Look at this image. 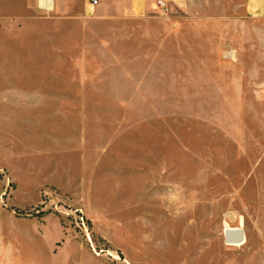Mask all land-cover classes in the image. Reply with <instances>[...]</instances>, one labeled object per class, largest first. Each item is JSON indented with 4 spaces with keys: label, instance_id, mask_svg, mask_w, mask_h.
<instances>
[{
    "label": "rangeland",
    "instance_id": "obj_1",
    "mask_svg": "<svg viewBox=\"0 0 264 264\" xmlns=\"http://www.w3.org/2000/svg\"><path fill=\"white\" fill-rule=\"evenodd\" d=\"M43 1L0 0V264H264V17Z\"/></svg>",
    "mask_w": 264,
    "mask_h": 264
},
{
    "label": "crops",
    "instance_id": "obj_2",
    "mask_svg": "<svg viewBox=\"0 0 264 264\" xmlns=\"http://www.w3.org/2000/svg\"><path fill=\"white\" fill-rule=\"evenodd\" d=\"M159 1H164L166 3V7L168 8L167 2L165 0ZM244 5L246 14H249L253 17H264V0H245ZM156 8L162 9L160 6H158V1L156 3Z\"/></svg>",
    "mask_w": 264,
    "mask_h": 264
},
{
    "label": "built area",
    "instance_id": "obj_3",
    "mask_svg": "<svg viewBox=\"0 0 264 264\" xmlns=\"http://www.w3.org/2000/svg\"><path fill=\"white\" fill-rule=\"evenodd\" d=\"M98 4V0H92L91 1V6L96 7ZM158 6H160L162 9H166V3L164 1H158ZM230 55V53H228Z\"/></svg>",
    "mask_w": 264,
    "mask_h": 264
},
{
    "label": "bare ground",
    "instance_id": "obj_4",
    "mask_svg": "<svg viewBox=\"0 0 264 264\" xmlns=\"http://www.w3.org/2000/svg\"><path fill=\"white\" fill-rule=\"evenodd\" d=\"M48 1H49V0H44V1H43L44 5H47V2H48ZM48 7L50 8L51 6L48 5Z\"/></svg>",
    "mask_w": 264,
    "mask_h": 264
}]
</instances>
